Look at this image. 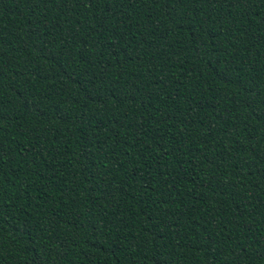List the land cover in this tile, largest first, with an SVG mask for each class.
<instances>
[{"label": "trees", "instance_id": "obj_1", "mask_svg": "<svg viewBox=\"0 0 264 264\" xmlns=\"http://www.w3.org/2000/svg\"><path fill=\"white\" fill-rule=\"evenodd\" d=\"M0 264H264V0H0Z\"/></svg>", "mask_w": 264, "mask_h": 264}]
</instances>
